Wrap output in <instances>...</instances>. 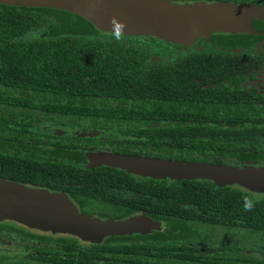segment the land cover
<instances>
[{
  "label": "trees",
  "instance_id": "trees-1",
  "mask_svg": "<svg viewBox=\"0 0 264 264\" xmlns=\"http://www.w3.org/2000/svg\"><path fill=\"white\" fill-rule=\"evenodd\" d=\"M161 42L152 36L101 33L77 15L10 6L8 0H0V86L6 91L0 92V179L64 191L81 202V195L99 198L119 218L144 213L164 223L167 230L190 228L193 222L264 234V195L198 180L137 181L124 173L119 188L107 183L106 176L79 181L74 159L82 152L75 149L74 141L87 140L42 135L35 129L41 123L111 129L125 137L120 143L126 144V154L255 166L248 161L259 156L256 143L263 139L264 124L202 122L201 111L186 107L189 95L185 94L187 87L197 86L194 78L200 74L201 61L193 66L190 59L176 64L156 61V45ZM6 89L18 91L12 94ZM108 178L116 184L115 176ZM166 240L160 231L84 244L73 236L4 221L0 241L12 249L11 254L0 249V264H206L214 260ZM239 246L227 249L231 257L224 264H264V246Z\"/></svg>",
  "mask_w": 264,
  "mask_h": 264
},
{
  "label": "water",
  "instance_id": "water-1",
  "mask_svg": "<svg viewBox=\"0 0 264 264\" xmlns=\"http://www.w3.org/2000/svg\"><path fill=\"white\" fill-rule=\"evenodd\" d=\"M10 6L45 8L80 16L101 33L152 36L189 46L217 33L264 35V6L229 2L179 4L172 0H8ZM97 163L154 180H208L264 195L263 166L181 163L111 153L95 154ZM91 156V155H88ZM31 230L69 235L100 244L112 236L144 235L160 229L147 215L101 220L78 212L64 193L0 179V222Z\"/></svg>",
  "mask_w": 264,
  "mask_h": 264
},
{
  "label": "flooded vegetation",
  "instance_id": "flooded-vegetation-1",
  "mask_svg": "<svg viewBox=\"0 0 264 264\" xmlns=\"http://www.w3.org/2000/svg\"><path fill=\"white\" fill-rule=\"evenodd\" d=\"M172 1H175L179 4L195 2H204L207 4L215 2H229L236 4L264 6V0ZM153 58L156 61H162L166 64H176L183 59H190L189 65L191 66H193L196 61H201L200 74L194 78V82L197 84V86L195 88L191 86L187 87V92L185 94L189 95V103L186 104V107L201 111L200 114L198 113V116L202 122L213 125L254 124L261 126L264 124L263 34L217 33L212 34L209 37H202L189 46L162 41L161 43H157L156 54ZM102 120L103 118H100L101 122ZM81 122L86 124L90 123L88 120ZM49 126L64 129L63 133L61 135L57 133L51 135L49 132L40 134L53 137H74L80 140H87L85 142L74 141V143L78 145V147L75 149L79 152H82L81 156H78L74 159V167L78 169L79 172V174H76V177L79 179V181H84L87 176L89 179H92V177L101 178L106 176L107 183L119 188V178L123 173L125 175H131L132 178L137 181L151 179L130 173L125 169L99 164L97 163L99 161L98 159L89 160L87 158L88 155L100 153L136 156L123 152L125 150L126 144H121L120 140H124L125 137L121 135L119 131L111 129L102 130L100 128L84 130L72 126ZM262 138L263 139H261L259 143H256L259 156L256 154L257 159L255 158L254 160L248 161L249 164L255 166H264V136ZM193 163L213 164L206 162ZM108 176H115L117 179L116 184L110 183V178H108ZM152 180L159 182V180ZM104 181V179L100 180L101 184L104 183ZM198 181L212 182L208 180ZM90 186H93V184L91 183ZM40 189H46L55 193H64L76 207L78 212L83 214L87 213L88 215H91V217H96L101 220H125L144 214L135 213L126 218H119V216H117L118 212L108 204H105L102 199H86V195L85 197L81 195V198L83 199L81 202L70 197L64 191L57 192L51 191L47 188ZM77 196L80 197L79 194ZM159 223V230H155L144 235L142 234L141 236L160 231L164 232L167 236V243L177 245L185 244L188 247L197 249L201 257L210 255L214 260L211 262H206V264H224L225 260L228 257H231L230 250L227 249H230L231 247H237L240 244L238 241L226 239L228 238L229 234L226 235L224 233V229L210 228L209 226L202 223L192 222L190 224V228L177 227L173 230H167L164 223ZM203 236H207V238L204 239ZM0 249L6 251L4 247H0ZM11 249L12 246L10 245L9 251L6 252L11 254Z\"/></svg>",
  "mask_w": 264,
  "mask_h": 264
},
{
  "label": "rangeland",
  "instance_id": "rangeland-1",
  "mask_svg": "<svg viewBox=\"0 0 264 264\" xmlns=\"http://www.w3.org/2000/svg\"><path fill=\"white\" fill-rule=\"evenodd\" d=\"M4 89H5L4 87L0 86V92L1 93H6V91ZM7 91L9 93L15 94V93H17L16 91H18V90L13 91L10 89ZM1 107H2V105H0V110H1ZM35 129L39 133L44 134L46 132H49L51 135H54V133L61 135L63 133V130H64L61 128L51 127V126H49V124L48 125H46V124L36 125ZM87 158L89 160H96V159L101 160L100 156H96L95 154L91 155V156H87ZM224 233L226 235L229 234L228 238H226V239L231 240V241H238L240 244H242V247H243V245L245 247L250 246V248L253 249L254 247L264 246V234H261V233H253V232L244 231V230H242V232L236 231V230H230L229 231L226 229H224ZM234 234H235V236H234ZM203 237H204V239L207 238V236H203ZM5 243L6 242H4V241H0V247H4L6 249V251H9L10 246L6 245L7 243L6 244Z\"/></svg>",
  "mask_w": 264,
  "mask_h": 264
}]
</instances>
